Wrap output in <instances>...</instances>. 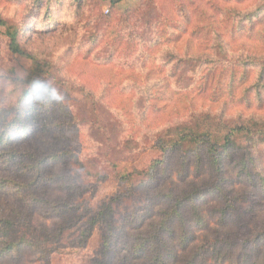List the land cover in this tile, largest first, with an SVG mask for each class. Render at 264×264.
<instances>
[{
  "label": "rangeland",
  "instance_id": "obj_1",
  "mask_svg": "<svg viewBox=\"0 0 264 264\" xmlns=\"http://www.w3.org/2000/svg\"><path fill=\"white\" fill-rule=\"evenodd\" d=\"M0 17L44 72L24 97L34 65L1 28L0 264H264V0H0ZM183 133L219 156L171 149Z\"/></svg>",
  "mask_w": 264,
  "mask_h": 264
},
{
  "label": "trees",
  "instance_id": "obj_2",
  "mask_svg": "<svg viewBox=\"0 0 264 264\" xmlns=\"http://www.w3.org/2000/svg\"><path fill=\"white\" fill-rule=\"evenodd\" d=\"M1 28L5 29L8 37H9V50L11 51V53L17 57L31 61L32 64L34 65L32 73H31L29 78H27L25 80H19L17 78H14V81H16L20 84L26 85V88L23 91V96L27 98L29 95L32 94V91H34V89L39 85L38 83H39V81H41V79H42L41 76L43 75L44 72H43V70H41L40 65H38L37 62H35V60L32 58L31 55H29L28 53L21 50V48L18 44V41H17L16 30H14L12 26L10 27L9 25H7V23L3 19H1V17H0V33H1ZM33 74H34V76L36 75L34 79L32 77ZM226 143H229L228 138L226 139ZM186 144H189L192 146H198V145L205 146L207 149V152H210L213 154L215 153L214 148L217 146V142H216L215 138H213L212 136H209L206 133H203V134H200V133H183L181 136H179L177 138V140H175L170 145V148L176 149V148L183 146V145H186ZM168 151H169L168 149L163 150L162 151L163 158L160 160H153L151 162L148 169L146 170V172L148 174H150V173L152 174L157 166L164 164L163 162H164V159H165ZM214 155L219 156L218 154H214Z\"/></svg>",
  "mask_w": 264,
  "mask_h": 264
}]
</instances>
